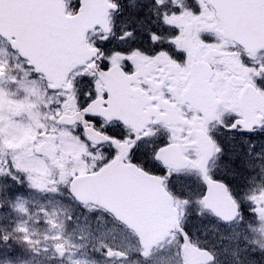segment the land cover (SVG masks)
<instances>
[{
    "label": "snow or ice",
    "instance_id": "1",
    "mask_svg": "<svg viewBox=\"0 0 264 264\" xmlns=\"http://www.w3.org/2000/svg\"><path fill=\"white\" fill-rule=\"evenodd\" d=\"M0 264H264V0H0Z\"/></svg>",
    "mask_w": 264,
    "mask_h": 264
}]
</instances>
